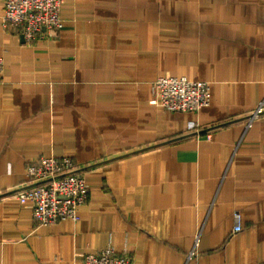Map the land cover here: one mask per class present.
Wrapping results in <instances>:
<instances>
[{
  "label": "crops",
  "instance_id": "0c3cea01",
  "mask_svg": "<svg viewBox=\"0 0 264 264\" xmlns=\"http://www.w3.org/2000/svg\"><path fill=\"white\" fill-rule=\"evenodd\" d=\"M4 10L0 264H83L110 243L139 264H264V113L247 124L264 0H66L62 28L31 42ZM163 75L210 82V104L151 103ZM44 156L86 175L78 220L39 224L17 198Z\"/></svg>",
  "mask_w": 264,
  "mask_h": 264
},
{
  "label": "built area",
  "instance_id": "2783aa9c",
  "mask_svg": "<svg viewBox=\"0 0 264 264\" xmlns=\"http://www.w3.org/2000/svg\"><path fill=\"white\" fill-rule=\"evenodd\" d=\"M66 0H4L3 25L16 27L27 41L55 35L63 26L62 5ZM5 63L0 57V76ZM211 102V85L204 80L187 76L163 75L153 83L151 103L171 111L198 112ZM264 113V99L256 110L249 114L248 125ZM27 176L29 185L16 194L20 201L33 204V217L43 225H50L64 219L78 220V208L89 196L86 175L69 156H44L38 162L29 164ZM242 215L235 213L234 230H241ZM198 240L196 241V246ZM196 254L193 248L189 257ZM83 264H139L130 254L119 255L110 243L100 252H87Z\"/></svg>",
  "mask_w": 264,
  "mask_h": 264
}]
</instances>
